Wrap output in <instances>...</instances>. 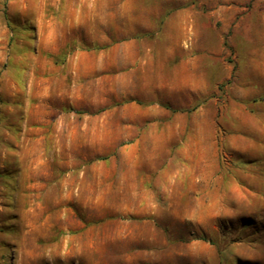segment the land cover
<instances>
[{
  "label": "rangeland",
  "instance_id": "1",
  "mask_svg": "<svg viewBox=\"0 0 264 264\" xmlns=\"http://www.w3.org/2000/svg\"><path fill=\"white\" fill-rule=\"evenodd\" d=\"M0 264H264V0H0Z\"/></svg>",
  "mask_w": 264,
  "mask_h": 264
},
{
  "label": "crops",
  "instance_id": "2",
  "mask_svg": "<svg viewBox=\"0 0 264 264\" xmlns=\"http://www.w3.org/2000/svg\"><path fill=\"white\" fill-rule=\"evenodd\" d=\"M185 12L179 11L175 13L174 15H171L168 20L166 21V30L163 33L164 35V41H162V45L160 44V49L164 50V56L167 58L168 63L170 66H175V68L178 69V67H185V66H195V63L193 61H180V63H176L175 59L179 55V50L182 54L186 55L187 52L189 53L193 52L195 50V42L191 40V36H195V29L192 28L189 17L190 16H184ZM143 19L140 18V20H136L137 22L140 21V23H143L145 25L150 24V22H143ZM147 21V20H145ZM138 25V24H137ZM176 30V33H172L171 30ZM194 31V34L193 32ZM136 41L135 43H132L131 46H134V48H137L138 46L143 47V54L138 57L136 60L140 61L138 64L139 69L141 72L145 71L147 67L151 65V57L153 56L151 49L154 47V43L151 44L149 42ZM138 44V45H137ZM163 46V48H162ZM158 49V50H160ZM188 62V63H187ZM193 62V63H192ZM178 78L175 77L173 79V82L176 84L178 82Z\"/></svg>",
  "mask_w": 264,
  "mask_h": 264
}]
</instances>
